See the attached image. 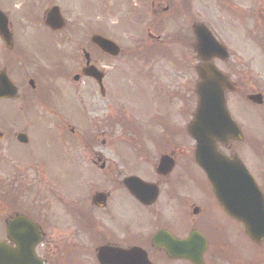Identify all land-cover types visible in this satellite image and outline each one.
Returning <instances> with one entry per match:
<instances>
[{
    "label": "flooded vegetation",
    "instance_id": "obj_1",
    "mask_svg": "<svg viewBox=\"0 0 264 264\" xmlns=\"http://www.w3.org/2000/svg\"><path fill=\"white\" fill-rule=\"evenodd\" d=\"M134 1L136 12L148 22L146 37L135 47L163 50L162 60L157 61L164 66L153 74L148 60L149 69L141 74L136 69L131 78L133 85L144 83L150 90L147 93L151 104L145 112H115L110 121L103 120L104 127L134 129L135 138L129 146L136 157L149 161L152 156H168L174 168L160 174L156 170L151 174H83L64 188L44 168L40 170L41 162L26 164L15 159L9 147L13 143H32L30 133L47 132L61 145L65 135L75 136V127L86 124L88 101L84 98L89 92L98 91V105L105 107L108 102L109 109L117 105L118 110L122 98L117 93L119 76L109 74L102 64L115 59L90 42L88 26L73 27L67 21L73 12L63 0H17L20 9L15 11L0 6L9 24L5 41L0 38L4 47L0 72L11 85L9 90L6 88L5 97H0V241L12 245L6 227L18 218L20 225L29 222L37 227L40 243L35 252L45 264L51 263L50 258L61 244L68 251L89 254L88 241L93 245L94 257L100 247L138 248L151 264H193L173 259L169 252L183 253L194 258L196 264H264V238L250 240L241 224L225 214L204 173L175 169L179 158L189 154L193 157L194 153V141L187 128L198 106L197 72L204 67L196 53L195 36V29L202 25L226 47L240 49V43L233 44L229 35L242 33V44L247 43L261 56L257 65V59H234L232 55L227 59L213 58L210 63L227 80L226 99L231 96L245 100L257 94L262 98L260 106L246 101L249 106L235 113L228 108L239 128V138H231L217 148L220 152L224 149L229 158L237 156L242 161L246 151L249 157L257 155L264 161V138L258 141L244 125L252 116L247 110H252L257 115L252 117L259 118L264 127V0ZM53 7L59 8L65 18L59 30L41 25ZM112 7L111 4L113 11ZM67 42L73 45L71 52L65 50ZM171 46H179L181 52L167 59L164 55L171 56ZM87 60L102 73L100 84L84 74ZM250 67L260 74L257 82L252 79ZM14 111L24 122L5 120ZM141 122L147 127L140 126ZM106 135L102 130L92 140L104 147ZM90 156L92 165L104 158L93 147ZM90 156L85 150V159ZM242 163L251 168L244 160ZM9 169L11 175L5 173ZM21 170L30 174H22ZM251 176L264 199V174ZM60 225L69 229L64 236L57 234Z\"/></svg>",
    "mask_w": 264,
    "mask_h": 264
},
{
    "label": "rangeland",
    "instance_id": "obj_2",
    "mask_svg": "<svg viewBox=\"0 0 264 264\" xmlns=\"http://www.w3.org/2000/svg\"><path fill=\"white\" fill-rule=\"evenodd\" d=\"M84 1L87 7V14L84 13V10L82 9L83 7H81L84 3L83 0H63V2L66 3L64 6L68 7V9L73 12L68 16L67 21L71 22L73 27L88 26L90 28V36L94 33H99L100 35H104L106 38L114 41L119 46L121 52L119 56L115 58V62L106 60L102 64L106 66L105 70L108 73L110 72L109 74H112L113 67L117 66L114 71V74L119 76L117 93L119 97L124 100V103L121 101L122 104L118 110H116L117 105L113 109H109L108 102L105 107H100L97 102L98 91H91L84 98L85 101H88V106L85 108V112L87 113L85 126L75 127V136H66L65 134H67V132H65L64 135L66 140L63 142V145L56 141L53 135L48 136L47 132L36 131L33 134L30 133L31 140L34 139V141L27 146H20L13 143V145L9 147V150L16 155L15 159H19L20 162L26 164L35 163L33 161L41 162L44 170H46V174L53 175L58 182L63 184L64 188L71 182V179L78 180V177L83 174H151L150 172L151 170H154L158 160L156 156H152L149 161H145L134 155L133 149L129 146L135 138L134 129H126L121 126L110 128L108 125L104 127L103 120H106L107 122L110 121L112 119L111 115L115 112L122 114L137 111L145 112L149 107L148 105L151 104L149 94L147 93L150 90L146 88L144 83L131 85V78L137 73L136 69H139V73L141 74L142 71H147V67L149 69L150 64L152 65V73L157 74L160 71L161 66H164L161 62H158L159 60H162L164 51L161 50L155 54V62H152L151 58H147L146 54L143 53L141 57H138V54L133 51L137 48L135 45L139 40L146 37L147 22L143 21L140 23V16H138V11L136 12L131 5V0ZM108 2L110 4L113 3V11L108 5ZM5 5L15 11L19 8L20 3L18 5L17 0H0V6L5 8ZM229 36L231 37V42L233 44L240 43V45H238L240 49L236 48L237 46H232L229 49L231 52L230 55H232L234 59L245 57L251 58L252 60L257 59V61L254 62V65L260 63L261 56L259 55V52L251 48L247 43L242 44L244 43L242 33L237 32ZM72 37L74 38L75 34H72ZM69 45L70 43L67 42L68 47H66L65 50L71 52L73 45ZM3 50L4 47L0 41V59ZM168 51L171 52L170 54L173 56L175 53L180 54L181 48L179 46H171ZM164 57L167 59L170 58L167 53H165ZM148 60H150V64ZM253 68L257 69V67ZM249 69L252 79L256 82L258 79L260 80V74H258L257 71H253L252 67ZM227 103L229 110L233 113L237 112L242 107L239 99L231 96L228 97ZM247 112L252 116H257L255 111L247 110ZM232 115L236 120L240 121L237 116L234 114ZM252 116L247 118V124L244 125L245 128L248 129V134L257 136V140L259 141L261 138H264L263 122L259 118L255 119ZM5 120L7 122L15 123L24 122L22 116L15 111L14 113L9 112ZM142 125L147 127L144 122L140 123V126ZM102 130L107 134L104 147L99 141L94 143L92 140V136H98ZM97 138L98 140L102 139L101 137ZM142 139H146L145 134L143 133ZM189 144L190 142H185L187 151L189 149ZM92 147L95 150L100 151L101 155L104 157L103 161H95L96 164L93 165L92 162H90V159L92 158L90 156V149H92ZM85 150L88 151L90 156L88 160L84 157ZM224 151L225 150L223 149V152ZM247 153L248 152L246 151L244 152L242 161L244 160L245 163L251 165H249V167H251L250 170L253 174H264L263 159L257 155L249 157ZM102 162L105 163L103 170L99 169ZM18 165L22 169L25 168L20 164ZM175 169L198 170L190 154L186 155V157L179 158L177 168ZM11 171L12 170L9 169V171L5 173L11 175ZM20 172H22V174H30L25 173L24 170H21ZM68 230V227L60 225L57 227V234L64 236ZM92 246V243L88 241L90 253L85 255L77 253L75 255L73 251L67 250L65 244H61L59 251L50 258V264H96L94 254L91 251ZM239 262L240 260L237 258L236 263Z\"/></svg>",
    "mask_w": 264,
    "mask_h": 264
},
{
    "label": "water",
    "instance_id": "obj_3",
    "mask_svg": "<svg viewBox=\"0 0 264 264\" xmlns=\"http://www.w3.org/2000/svg\"><path fill=\"white\" fill-rule=\"evenodd\" d=\"M47 24L53 28L61 25L58 18L52 14L48 17ZM5 28L6 20L0 13V33L3 36ZM205 34L206 37H198L197 50L203 60H208L216 55L219 48L213 38L207 32ZM91 40L103 51L111 55L118 54V49L112 42L96 35ZM205 67V71L199 73L201 84L198 89L201 94L199 109L204 122L199 126L192 125L189 130L197 143L195 161L211 181L221 207L231 217L241 221L245 226L246 234L257 240L264 236V203L253 183L249 186L247 184L237 186L233 191H229L224 183L228 172L233 171V174L248 173L237 159L229 160L216 151V141L225 142L235 125L227 114L222 91L214 84L222 79L221 75L210 65ZM86 73L97 77V74L92 70L86 71ZM254 101L258 103L259 98ZM164 163V159H161L159 169L163 167ZM166 169H171V165L168 164ZM244 178L247 182L248 176L246 175ZM36 238L37 236H35ZM29 239V234L26 235L24 231L18 235L16 248L3 246L0 243V264H43L34 256L31 247L33 244ZM110 252L115 254L109 252L105 254L104 250H100L98 260L101 264H149L146 258L132 257V254H126L119 250H110Z\"/></svg>",
    "mask_w": 264,
    "mask_h": 264
}]
</instances>
